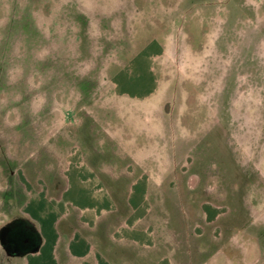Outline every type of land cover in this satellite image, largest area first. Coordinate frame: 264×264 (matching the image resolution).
<instances>
[{
  "label": "rangeland",
  "instance_id": "obj_1",
  "mask_svg": "<svg viewBox=\"0 0 264 264\" xmlns=\"http://www.w3.org/2000/svg\"><path fill=\"white\" fill-rule=\"evenodd\" d=\"M89 161L93 264H264V0H0V238Z\"/></svg>",
  "mask_w": 264,
  "mask_h": 264
},
{
  "label": "crops",
  "instance_id": "obj_2",
  "mask_svg": "<svg viewBox=\"0 0 264 264\" xmlns=\"http://www.w3.org/2000/svg\"><path fill=\"white\" fill-rule=\"evenodd\" d=\"M127 156L128 159L131 158L129 155ZM91 163L89 161V166L78 164L79 169L73 172V168L67 169L65 174L63 173L64 176L66 175L65 177L63 176L65 182L58 181L56 183L55 179L50 183V179H47L51 188H48V185L40 188L43 197L46 199V203L40 204V207L33 205L30 199L31 201L28 200L24 206L16 210V218L19 219L17 221L23 223V226L17 227L20 233L16 234V237L18 240H23L26 252L22 255L10 256V261L8 263L3 262V264H93L90 259V251L93 246L87 239L89 237L87 236V231L88 229H94L95 225L102 221V219L98 220L101 217L102 208L111 209L110 205L112 203L108 201V196L96 194V189H100L101 185L94 179L100 173L91 166L93 165ZM134 185L135 182L129 187L127 205L132 210V214L129 219H125L123 222L127 226L126 231L131 228L128 226L129 223H132V226L134 225L135 212H137L138 216L140 207L143 206L145 201L137 198L139 192L136 195L134 194ZM54 186L55 189H53ZM52 197H54L55 204H58V206H45V204H48L47 201L50 202L52 200ZM142 197L145 199V193ZM69 204L70 206L68 207ZM92 207H96V210L88 211ZM67 210H73L74 215H71ZM139 222L140 224L142 222L141 229L145 230V215ZM34 237L38 240L37 248H34ZM123 239L130 242L129 246L135 248L134 253L136 251L138 253L139 250L137 248H141L140 246L134 245L131 238L125 237L121 241ZM33 248L36 250L32 251ZM135 258L137 259L136 255ZM143 259L145 260L144 257ZM98 263L103 264L100 259ZM163 264L171 263L164 262Z\"/></svg>",
  "mask_w": 264,
  "mask_h": 264
},
{
  "label": "water",
  "instance_id": "obj_3",
  "mask_svg": "<svg viewBox=\"0 0 264 264\" xmlns=\"http://www.w3.org/2000/svg\"><path fill=\"white\" fill-rule=\"evenodd\" d=\"M19 226H23V223L21 221H15V223L11 227H8L7 229H4L3 232L7 233V231L12 230L11 228L19 230V228H17ZM33 240H35V247L34 248H37L38 240L35 237L33 238ZM22 241L23 240H18V238H15L14 240H10L8 242L7 241H3V247L7 251L9 256L22 255V254H24V252H26L25 248H24V245H23L24 242H22ZM34 248H33L32 251L36 250V249L34 250Z\"/></svg>",
  "mask_w": 264,
  "mask_h": 264
},
{
  "label": "flooded vegetation",
  "instance_id": "obj_4",
  "mask_svg": "<svg viewBox=\"0 0 264 264\" xmlns=\"http://www.w3.org/2000/svg\"><path fill=\"white\" fill-rule=\"evenodd\" d=\"M0 245H3V240H2V238H0ZM4 251L7 253L6 250H4Z\"/></svg>",
  "mask_w": 264,
  "mask_h": 264
}]
</instances>
